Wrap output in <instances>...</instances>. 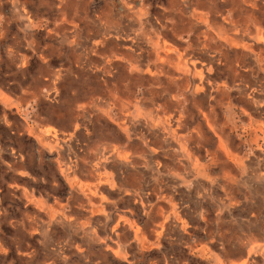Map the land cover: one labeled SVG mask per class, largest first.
<instances>
[{
	"label": "bare ground",
	"instance_id": "6f19581e",
	"mask_svg": "<svg viewBox=\"0 0 264 264\" xmlns=\"http://www.w3.org/2000/svg\"><path fill=\"white\" fill-rule=\"evenodd\" d=\"M8 3L18 18L12 22H23L30 34L41 27L43 21L34 22L26 10L30 5L35 10L32 1ZM56 3L61 17L45 22H55L51 30L64 36L61 47H72L76 64L86 66L94 56L100 61L98 73L105 80L95 90L103 96L99 110L104 115H87L76 107L70 115L35 117L29 133L40 153L55 157L70 196L34 199L33 192L24 190L37 212L24 223L30 235L46 240L57 227L75 233V243L44 245L54 264L72 248L91 260L96 246L119 263L138 264L137 256L145 260L150 252H161L168 243L175 249L182 240L189 255L200 254L209 264H256L264 258L261 226L256 234L250 225H240L223 236L213 228L202 236L198 228L190 230L202 222L220 223L207 206L221 211L231 198L239 204L241 189L250 188L246 173L252 171L249 154L241 148L263 151L264 114L248 115L247 108L256 102L254 108L264 110V0H104L100 23L88 17L79 0ZM12 25L9 21L1 31L0 20V37ZM67 26L72 29L66 34ZM15 43L9 44L5 63L0 50L2 86L4 67L21 71L30 60ZM248 53L261 76L252 90L258 100L235 84L244 77L242 66L250 64ZM63 72L48 71L49 81L57 85ZM0 96L7 108L13 107L3 88ZM3 116L6 122L5 111ZM23 154L16 149L12 157L23 159ZM162 157L168 163L161 164ZM255 181L264 190V174ZM181 189L188 192L185 200L197 205L198 215L181 206L175 195ZM218 192L222 199L215 197ZM218 237L230 242L226 250L219 243V261L212 252ZM163 258L164 264H176Z\"/></svg>",
	"mask_w": 264,
	"mask_h": 264
},
{
	"label": "rangeland",
	"instance_id": "374dc122",
	"mask_svg": "<svg viewBox=\"0 0 264 264\" xmlns=\"http://www.w3.org/2000/svg\"><path fill=\"white\" fill-rule=\"evenodd\" d=\"M54 4L56 3H53V0H49V4L35 0V12H39L45 17H53V15H57ZM100 4L99 0L90 3L87 7V15L91 18L96 17ZM4 13L6 16H10L11 10L8 6L5 7ZM16 27L13 26V31H16ZM37 37L42 46L45 43L54 44L56 42L54 38L51 41L45 40L44 27L41 32H38ZM23 53L30 58V63L26 67L18 71L7 65L3 72L6 76L2 86L3 91L15 103L12 105L13 107L5 111L6 122L3 120V106L0 105V264H54V256L44 249V245L75 243L79 238L73 231L65 232L66 229L57 227L46 240H43L42 235L31 236L27 227H24V223L28 222L27 218L35 216L37 213L34 202L25 197L24 190L33 192L34 199L46 194L52 197L51 201L53 197L62 200L70 196L67 183L58 173L55 157L47 152H39L29 129L35 126V117L46 118L47 115H53L52 111L55 109L63 108L70 91H62L61 101L63 104H55L50 99L48 100L45 97L48 92V84L39 71L41 63L31 51L24 49ZM33 94H36L38 98H35ZM16 149H20L24 153L23 159L12 157ZM18 164H23L24 167L19 168ZM181 190L182 198L186 199L187 190ZM215 197L222 199L223 195L218 192ZM249 198L256 202H261L263 199L258 193L250 192ZM207 207L212 209V206ZM139 214L141 216V213ZM247 216L248 212L238 208L232 216L227 215L224 219L225 222H230L231 220H245ZM261 217L259 216V218ZM38 219L46 221L43 214H39ZM31 249H34L35 252L29 258L27 255ZM175 252L183 264H203L196 256L188 255L184 246H176ZM92 253L93 258L87 260L82 258V255L74 248L68 249L66 258L59 259L55 264H124L119 263V259L115 258L111 252H106L102 247H94ZM167 253L170 254V250ZM137 258L138 264H150L154 258H159L161 264H164L159 252H151L145 260L138 256ZM256 264H264V258L258 257Z\"/></svg>",
	"mask_w": 264,
	"mask_h": 264
},
{
	"label": "crops",
	"instance_id": "0c3cea01",
	"mask_svg": "<svg viewBox=\"0 0 264 264\" xmlns=\"http://www.w3.org/2000/svg\"><path fill=\"white\" fill-rule=\"evenodd\" d=\"M30 1H32V4L35 5V0H30ZM39 1H43V2H46L47 4H49V0L48 1L39 0ZM79 1L82 4L85 3L84 4L85 8L83 10L87 11V7L89 6V4L88 5H86V4L92 3L94 0H79ZM99 1L101 4H100L98 12H97L98 15L94 18H91L88 16L91 20L95 21V23L96 22L100 23V19L103 17L102 12H103L105 3H104V0H99ZM53 3H56V0H53ZM7 6L11 10L10 16H6L4 13L5 7H7ZM30 6H29V8H26V10H28L32 13L31 16L34 15L33 21L36 23H39V21H41V20L43 21V22L41 21L42 22L41 27L39 29H36L35 31L31 32V34L29 33V31H27L24 28L23 22H21L22 26L19 27L17 25L16 31H13V26H16L15 24H20V23H15V22H12L11 20L12 19L18 20V18L16 17V15L13 14V12H12L13 7H11L10 3H8V0H0L1 31L6 30L5 27L9 23V21H10V24H13L10 28V33L5 31L4 32L5 35L3 37H0V50H1V54L3 55L4 63H5V61H7V58H8L7 53H6V51L8 50V46H9V44L11 45V42L14 40L17 44L20 43L19 51L21 53H23L24 49L28 50V51H32V50L35 51V57H37V59L41 63L40 64L41 67L39 69L40 74L44 77V81L48 84V88H47L48 89L47 90L48 96H47V94L45 95V97L48 100L50 99V101H52L55 104H58V103L63 104L61 101L62 91L63 90H66V91L69 90L70 91L68 93V98L65 101L64 107L63 108L59 107V108L55 109L54 111H52L53 115H48L49 117L53 118L55 115H70L72 110H74L76 107L83 108L84 109L83 111L87 115H104L103 111L99 110V108H101V106H102L101 103L103 101V96L98 94L95 90V87L98 86L97 82H100V84H101L102 80H105L100 76V73H98V70L101 69L100 61L97 62V58L94 56L92 60H90V59L88 60V63L86 64V66H83L82 64L81 65L76 64V61L74 60V58L72 59V57L70 55V50H72V47H70V46L67 47L66 45H63L61 47L64 36H61V35H59V34H57L51 30L54 27L55 22L53 24L52 23L47 24L45 22L47 19L52 21V19H51L52 17H48V16L45 17L44 15H41L39 12L36 13L35 10H33V7L30 8ZM54 7L56 9V13L59 15L58 17L60 18L61 17V15H60L61 9L59 8L58 3L54 4ZM79 12H80L79 15L81 17H84V14L82 13L81 9ZM53 17L55 18L56 15H53ZM18 27H19V30H18ZM42 27H44V31H45V40L51 41V39L54 38L56 41L54 44L45 43L44 46H42L40 44L37 35H38V32H41ZM67 28L68 29L66 31V34L68 33V31L71 32L72 27L67 26ZM87 35H88L87 33H84L82 35V37H86ZM27 36H29V37H27ZM95 40H97V38H95ZM30 44H32V45L30 46ZM16 45H15V47L18 48ZM77 50L80 52V50H83V49L78 47ZM23 54H25V53H23ZM248 54L251 58V60H249L250 64H245L242 66L241 72L244 73L243 74L244 77L241 79H238L235 82V84H240L242 87H246L244 89L247 90L248 94L252 93L254 98H256V100H258L257 97L255 96L256 94L254 92H252V90L256 87H257L256 89H258V85H259V81H260L261 76L260 77L257 76L256 65L253 61V60H255L254 56L250 53H248ZM44 58H47V60H44ZM29 63H30V60L28 61V64ZM57 70H62L64 72H63L60 80L58 82H56L57 85H55V84H52V81H49L48 76H47L48 75L47 72L48 71H57ZM115 71H116V69H114V72ZM94 75H97V76H94ZM4 79H5V75L2 76V80H3L2 83L5 82ZM217 82H226V80L225 79H219V80H217ZM227 84L230 86V88H233L234 84H232V83H227ZM54 87H57L56 91L58 92V94L55 93ZM1 88H2V85L0 82V90H1ZM257 94H259V93L257 92ZM233 98H234V95H233ZM247 101L249 103L251 102L250 99H247ZM231 102L234 105L237 104L234 99H231ZM254 104H257V103L251 102L250 107L247 108L248 115H256V112L259 115L264 114V110L254 108L255 107ZM0 105L3 106L4 111H6V109H8L7 106L4 104L2 96H0ZM238 112L240 113V110H238ZM3 120H4V116H3ZM4 122H5V120H4ZM263 146H264V144H262V146H261L262 150H263L261 152H259V151L257 152L256 147L253 148L255 150L254 152L249 150L248 147H242L241 148V151H244V152L249 154V157H248V159L250 160L249 165H251L252 171L248 170L246 173L245 179L248 181L247 185L250 186V188L241 189V195L239 198L236 199V201L239 202V204H233L235 202V200L232 198H231V201L225 200L226 207L221 211H217V209H214L215 205H209V206H212V209H210L212 218H214V217L221 218L222 220L220 221V223L216 225V223H214V221L213 222H207L205 224L202 222L200 224V226H197L198 224H195L190 230H193L194 228H198L199 234L204 235L205 233L208 232V230L210 228H213L215 233H220V235L223 236V235H228L232 229L240 227V225L244 229H245V227L250 225L251 230L254 234L258 233V230L256 231V229H255V228H257V226L263 227L261 232L263 233L262 235H264V190H262V187L259 184L260 180L258 182L255 181V179H257L259 176H262V174H264V170H263V168H264V148H263ZM262 157H263V160H262ZM159 161L161 164L168 163L167 160L165 159V157H162L161 159H159ZM197 165L199 166V164H197ZM232 168H233V165H232ZM162 173H163L164 181L169 182L170 178H169V175L167 174V172H162ZM149 183L151 184L150 181H149ZM258 191H260V192H258ZM249 192L254 193V194L260 193L259 195H262L263 199L261 200V202L260 201L256 202L253 199L249 198ZM175 195H176V197H178L179 201L181 202L182 205L181 204L180 205L182 207L189 208V211L191 214H193L194 212H196L195 215L199 214V210H198L195 202L190 203L188 201L189 199L185 200L184 198H182L181 191L175 193ZM193 196H194V194H193ZM231 204H233V206ZM238 208H242L243 211L248 212L249 216H247L245 220L239 219V220H231L230 222H225L224 218H226L227 215L232 216L234 211L237 210ZM203 216L207 217L205 214H203ZM259 216L260 217L262 216V217L259 218ZM197 217H199V216H197ZM255 218H256V220H255ZM251 219H253L252 222H250ZM247 223H249V224H247ZM221 242H223V243H221ZM184 243H185V240H182V242H180L178 244V246H180V247L184 246V248L186 249V245ZM215 243H216L217 248H218V245L220 243L222 246H219V247H222L226 250V248L229 246L230 242L226 241V239H224V238L218 237V241ZM217 248L213 249L212 252L214 255L217 256L218 261H219V259L220 260L223 259V255H222V249H220V248L217 249ZM168 250H170V252H171L170 254L167 253ZM161 251L162 252H160V251H153V252H159L162 255L163 261H164L163 255H165L169 260L170 259L176 260V264H183L181 262L180 257L176 255L175 249L169 243L167 244V248L164 250H161ZM187 253H188V255L190 254L189 251H187ZM191 256H196V258L200 259L203 262V264H209L203 257L200 256V254L196 253L194 255L192 254ZM155 261H157L159 264H161V260H159V258L152 259L150 261V264H153V262H155ZM218 264H219V262H218Z\"/></svg>",
	"mask_w": 264,
	"mask_h": 264
}]
</instances>
